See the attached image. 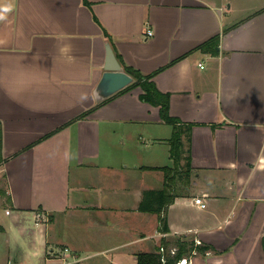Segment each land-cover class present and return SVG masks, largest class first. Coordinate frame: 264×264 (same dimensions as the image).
<instances>
[{
	"label": "crops",
	"instance_id": "obj_1",
	"mask_svg": "<svg viewBox=\"0 0 264 264\" xmlns=\"http://www.w3.org/2000/svg\"><path fill=\"white\" fill-rule=\"evenodd\" d=\"M88 1L0 0L4 264H129L179 239L209 246L192 264H264V0ZM108 45L195 124L167 232L139 206L173 126L138 86L97 101Z\"/></svg>",
	"mask_w": 264,
	"mask_h": 264
},
{
	"label": "trees",
	"instance_id": "obj_2",
	"mask_svg": "<svg viewBox=\"0 0 264 264\" xmlns=\"http://www.w3.org/2000/svg\"><path fill=\"white\" fill-rule=\"evenodd\" d=\"M83 2L85 5L90 6V2L88 0H83ZM105 34L108 35L106 31ZM204 46L217 53L218 37L208 40ZM118 57L122 63L121 65H123V69L134 79L133 83L119 92L128 91L135 86L141 87L142 92L140 94V99L142 101L149 102L154 106L160 107L161 119L165 123L173 126V133L168 139V143L170 145V155L174 161V165L160 168L165 174L163 187L157 192H153L151 190L145 191L143 200L139 206V209L142 211L158 213L160 215V230L162 232H167L169 230L167 218L162 215V211H165L167 206L174 201L175 197L180 195L181 192L177 188L178 181H181L182 186H186L191 183L190 176L192 165L190 141L191 132L195 124L183 122L170 114V94L160 91L156 86V83L153 80L156 72L144 74L139 70L128 66L122 61L120 56ZM3 161L2 132L0 129V165ZM182 161H184V163H182ZM0 194L5 196V190L0 188ZM162 244V246L166 249L164 252L165 262L162 261V254L159 252V248H157L155 251L138 254L137 264H177V261L180 258L187 255L189 256L193 251L197 250L204 253L209 249L208 245H196L193 241H183L179 239L176 240L175 247L177 250L173 254L169 250L167 251L169 241H163Z\"/></svg>",
	"mask_w": 264,
	"mask_h": 264
},
{
	"label": "water",
	"instance_id": "obj_3",
	"mask_svg": "<svg viewBox=\"0 0 264 264\" xmlns=\"http://www.w3.org/2000/svg\"><path fill=\"white\" fill-rule=\"evenodd\" d=\"M133 80V77L123 69L111 46L108 45L104 72L94 90L97 101L109 98L133 83Z\"/></svg>",
	"mask_w": 264,
	"mask_h": 264
},
{
	"label": "rangeland",
	"instance_id": "obj_4",
	"mask_svg": "<svg viewBox=\"0 0 264 264\" xmlns=\"http://www.w3.org/2000/svg\"><path fill=\"white\" fill-rule=\"evenodd\" d=\"M85 171L90 174V170L88 168H86ZM78 172H80V171H78ZM152 174L154 176L151 177V178H149V181L151 182V186H150L151 188L148 189V190H151L153 192L154 191L157 192L159 190V187H160L159 186V180H160L159 176H161V174H164V173H161V174L156 175L155 172H154ZM1 180H0V186L2 187L4 185L1 183ZM2 189H3V187H2ZM0 196H2V198H3L4 205H6V202H5V199H4L5 196L4 195H1V194H0ZM156 214L158 215V213H156ZM156 217L155 216L152 217L153 218V221H152V229L153 230L155 229V220H156ZM6 220L7 219H6V216L4 215V211L3 210H0V223H4ZM121 226H123V225H121ZM1 237L2 236H0V240L2 239ZM105 241L106 240L102 241L101 243L97 244L94 247H97V246L102 245ZM170 249L171 248L168 247L167 251L170 250ZM3 250H4V246L2 245V243H0V264H4V259H3V254H2L3 253ZM176 250L177 249L175 248V252H176ZM108 255L109 254L102 253V254H97V255L90 256V257L87 258V260L84 262V264H113V263H116V262H113V263L110 262L109 258L107 257ZM191 256H192L191 254L189 256L187 255L188 258H191ZM131 259L129 261L130 262L129 264H137V261L136 260L134 262V259H132V260ZM191 261H192V259H191ZM192 263H193V261H192Z\"/></svg>",
	"mask_w": 264,
	"mask_h": 264
},
{
	"label": "built area",
	"instance_id": "obj_5",
	"mask_svg": "<svg viewBox=\"0 0 264 264\" xmlns=\"http://www.w3.org/2000/svg\"><path fill=\"white\" fill-rule=\"evenodd\" d=\"M147 35L151 36L153 35V30L152 29H147ZM200 67H203V64H199ZM195 202L196 204H198L201 208H206L207 207V203L202 199V198H195ZM196 245H200L201 242L199 240H196ZM166 251V249L164 247H161L159 252L162 254V261L165 262V256H164V252ZM173 254L175 253V249L171 251ZM177 264H192L191 258H188L186 256L180 258L177 261Z\"/></svg>",
	"mask_w": 264,
	"mask_h": 264
}]
</instances>
